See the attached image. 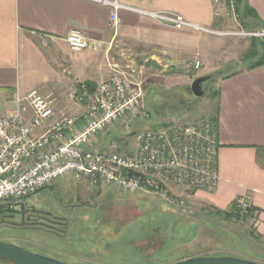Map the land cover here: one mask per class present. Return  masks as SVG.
<instances>
[{
  "label": "crops",
  "instance_id": "1",
  "mask_svg": "<svg viewBox=\"0 0 264 264\" xmlns=\"http://www.w3.org/2000/svg\"><path fill=\"white\" fill-rule=\"evenodd\" d=\"M109 1L128 7L119 10L117 25L111 21L113 7L97 0H0V114L16 107L14 93L26 94L43 84L57 95L58 107L74 108L69 93L78 83L96 86L111 77L116 47H149L172 59L195 55L203 62L215 47L213 33L173 28L135 10L178 13L212 30L229 20L216 15L213 0ZM245 3L251 13L240 26L264 31V0ZM72 30L80 31L90 46L72 51L65 40ZM217 88L220 181L215 190H199L193 197L204 212L229 213L239 198H246L252 209L243 213L237 207L241 214L225 219L237 222L231 226L249 227L247 246L264 254V65L232 71Z\"/></svg>",
  "mask_w": 264,
  "mask_h": 264
},
{
  "label": "built area",
  "instance_id": "2",
  "mask_svg": "<svg viewBox=\"0 0 264 264\" xmlns=\"http://www.w3.org/2000/svg\"><path fill=\"white\" fill-rule=\"evenodd\" d=\"M97 1L113 7L111 21L117 25L119 10L126 6ZM213 1L217 16L240 24L239 0ZM135 11L173 28L221 33L178 13ZM232 34L264 37L262 30ZM65 40L75 52L90 46L78 30L70 31ZM200 65L197 59L195 68ZM111 69V77L93 89L86 81L78 83L69 93L74 108L58 107L57 95L46 84L26 94L14 93L16 107L0 114V201L25 198L66 175L91 184L112 183L125 192H154L180 207L186 204V193L218 187L219 145L212 116L136 133L135 146L128 152L110 137L126 116L148 115L142 83L130 80L116 64ZM237 207L247 213L252 204L241 197Z\"/></svg>",
  "mask_w": 264,
  "mask_h": 264
},
{
  "label": "rangeland",
  "instance_id": "3",
  "mask_svg": "<svg viewBox=\"0 0 264 264\" xmlns=\"http://www.w3.org/2000/svg\"><path fill=\"white\" fill-rule=\"evenodd\" d=\"M240 24L232 19L223 22L216 30L221 33L213 35L211 44L215 47L204 62L199 56V68L194 66L195 55L172 59L149 47L139 50L122 47L126 48L124 51L116 47L112 64L126 72L133 82L142 83L146 108L152 113L126 116L118 123V132L110 137H116L128 152L135 146L136 133L153 129L156 124H191L211 116L215 100L210 94L217 89L219 79L245 69L262 55L260 52L250 60L244 58L251 37L232 34L246 31ZM202 76L210 79L203 83L204 95L195 100L196 96L186 91ZM174 89L182 95L176 96ZM183 95L193 104L183 106L180 103ZM150 100L155 102L154 108ZM25 198L32 203L50 200L51 211L69 218V231L65 235L44 228L21 230L30 240L26 249L63 262L166 264L202 253L264 259L262 252L247 246L249 227L231 226L237 222L204 212L193 192L185 194L186 204L180 207L154 192H125L112 183L91 184L66 175ZM242 231L243 236L238 234ZM0 264L14 263L0 259Z\"/></svg>",
  "mask_w": 264,
  "mask_h": 264
},
{
  "label": "flooded vegetation",
  "instance_id": "4",
  "mask_svg": "<svg viewBox=\"0 0 264 264\" xmlns=\"http://www.w3.org/2000/svg\"><path fill=\"white\" fill-rule=\"evenodd\" d=\"M50 206V200L35 203L26 198L0 201V240L25 248L30 240L21 234V230L44 228L59 235L67 234L69 218L51 211ZM255 259L264 264V260Z\"/></svg>",
  "mask_w": 264,
  "mask_h": 264
},
{
  "label": "water",
  "instance_id": "5",
  "mask_svg": "<svg viewBox=\"0 0 264 264\" xmlns=\"http://www.w3.org/2000/svg\"><path fill=\"white\" fill-rule=\"evenodd\" d=\"M210 79V76H202L195 79L191 90L196 97H202L205 93L203 83ZM0 259L14 264H71L44 254L30 251L18 244L0 240ZM166 264H263L261 261L251 257H239L232 255L211 256L194 255L166 263Z\"/></svg>",
  "mask_w": 264,
  "mask_h": 264
},
{
  "label": "trees",
  "instance_id": "6",
  "mask_svg": "<svg viewBox=\"0 0 264 264\" xmlns=\"http://www.w3.org/2000/svg\"><path fill=\"white\" fill-rule=\"evenodd\" d=\"M238 11L240 13V21H241V24L243 25L244 23V19L246 16H248L251 12H250V8L247 6V4L245 3V0H239V4H238ZM262 53L261 57L258 58L257 60L255 61H252L248 64V66L245 68V69H254L256 67H259V66H262L264 65V40L259 38V37H255V36H252L251 37V45L250 47L248 48L247 52L244 54V58H246L247 60H250L251 58L255 57L258 55V53ZM89 84V87L90 89H93L95 86L91 83H88ZM175 90V89H174ZM174 94L176 93V96L177 95H182V94H177V90H175ZM189 95H192L193 92L192 90H189L187 89L186 91ZM219 94H220V91L219 89H215L212 91V93L210 94V97L212 100H215V104L212 108V111H211V116L213 117L214 121L216 122V125L218 123V112H219ZM194 95V94H193ZM184 96V95H183ZM182 96V97H183ZM196 99H200L199 97H195V100ZM194 100V101H195ZM183 101V102H182ZM150 103V106L152 108H154L155 106V102L152 100L149 101ZM180 103L183 104V106H185V104H193V101H190V98H185V96L181 99ZM178 104V103H177ZM190 106V105H189ZM148 111V109H147ZM152 112L151 110L149 109L148 111V115H150ZM172 123H163V124H159V125H155L153 127V129H160V128H164V127H167L169 125H171ZM135 133V132H133ZM125 139V137H124ZM125 141V140H124ZM210 213L214 214L213 216L215 215H219V216H222L223 218H226V217H231L233 214H238L240 215L241 212L237 209V206H236V203L234 205V208L233 210L229 213V212H225V211H220V210H211ZM211 214V215H212ZM6 261V260H5Z\"/></svg>",
  "mask_w": 264,
  "mask_h": 264
}]
</instances>
